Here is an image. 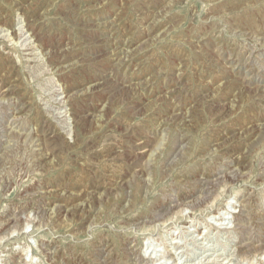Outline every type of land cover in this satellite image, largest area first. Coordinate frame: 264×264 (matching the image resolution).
<instances>
[{
	"label": "rangeland",
	"instance_id": "374dc122",
	"mask_svg": "<svg viewBox=\"0 0 264 264\" xmlns=\"http://www.w3.org/2000/svg\"><path fill=\"white\" fill-rule=\"evenodd\" d=\"M0 264H264V0H0Z\"/></svg>",
	"mask_w": 264,
	"mask_h": 264
}]
</instances>
